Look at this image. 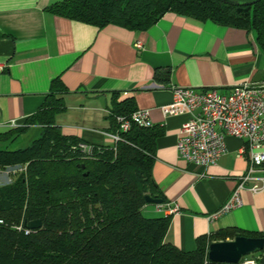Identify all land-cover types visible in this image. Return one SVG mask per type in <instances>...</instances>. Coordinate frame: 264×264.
<instances>
[{
    "label": "crops",
    "instance_id": "1",
    "mask_svg": "<svg viewBox=\"0 0 264 264\" xmlns=\"http://www.w3.org/2000/svg\"><path fill=\"white\" fill-rule=\"evenodd\" d=\"M61 1L0 0V133L13 123L24 126L60 77L70 91L66 110L56 117L62 133L88 145H113L108 116L115 98H134L137 110H148L153 126L165 131L156 142L153 168L165 208H144L171 217L165 242L189 252L199 237L224 229L264 233V191L246 187L241 207L218 214L248 169L244 142L228 137L218 161L197 168L177 150L190 116L162 110L173 101V86L228 93L244 82H264V53L255 33L173 12L145 32L99 28L46 11Z\"/></svg>",
    "mask_w": 264,
    "mask_h": 264
},
{
    "label": "trees",
    "instance_id": "2",
    "mask_svg": "<svg viewBox=\"0 0 264 264\" xmlns=\"http://www.w3.org/2000/svg\"><path fill=\"white\" fill-rule=\"evenodd\" d=\"M247 8L241 13L224 0H64L46 11L134 32L148 31L173 12L254 32L264 53V0ZM69 92L60 77L53 79L42 106L25 125L0 133V171L26 167L11 183L0 185V264H224L209 260L211 243L264 237L228 228L199 237L193 251L167 244L171 217L143 213L150 204L147 196L166 202L153 177L156 142L164 129L133 123L121 131L118 118L131 119L137 108L134 98H115L108 119L110 131L121 140L85 151L81 145L87 143L64 135L56 124ZM31 129L40 136L28 147L9 148ZM34 220L42 222L40 229L26 234L16 228ZM251 257H260L258 264H264V249Z\"/></svg>",
    "mask_w": 264,
    "mask_h": 264
},
{
    "label": "built area",
    "instance_id": "3",
    "mask_svg": "<svg viewBox=\"0 0 264 264\" xmlns=\"http://www.w3.org/2000/svg\"><path fill=\"white\" fill-rule=\"evenodd\" d=\"M137 47H141L137 43ZM4 65L0 64V69ZM173 101L163 107L166 116L189 115V120L183 124L177 143L179 156L187 163L206 169L214 165L226 152V139L235 137L244 142L241 153H249V166L228 201L221 207L218 214L229 212L241 207V193L248 187L252 192L264 191V82H244L235 86L230 92L222 93L216 88L194 89L191 87L173 86ZM120 129L128 131L134 123L140 127H153L148 110H136L131 119L118 118ZM12 129L19 125L13 123ZM114 143L121 140L119 134H112ZM81 148L91 151V145L82 144ZM26 167L15 166L1 171L7 176L22 172ZM11 183L12 180L9 179ZM8 184V183H6ZM3 185V184H2ZM171 213H177L178 207L167 206ZM158 210L165 208L157 205ZM26 234L31 231L25 226ZM257 257H249L241 264H258Z\"/></svg>",
    "mask_w": 264,
    "mask_h": 264
},
{
    "label": "water",
    "instance_id": "4",
    "mask_svg": "<svg viewBox=\"0 0 264 264\" xmlns=\"http://www.w3.org/2000/svg\"><path fill=\"white\" fill-rule=\"evenodd\" d=\"M227 4L238 6L239 12L247 13L248 6L256 4L260 0L249 2H239L233 0H224ZM150 204H162V199H153L146 197ZM42 222L40 220L29 221L25 227L30 230L40 229ZM264 249V237H247L238 236L233 240L216 241L209 245L208 258L213 263L239 264L240 261L247 256L254 255Z\"/></svg>",
    "mask_w": 264,
    "mask_h": 264
},
{
    "label": "rangeland",
    "instance_id": "5",
    "mask_svg": "<svg viewBox=\"0 0 264 264\" xmlns=\"http://www.w3.org/2000/svg\"><path fill=\"white\" fill-rule=\"evenodd\" d=\"M40 136V133L38 130L36 129H32L26 133H24L23 135H21L14 143L10 144L9 148L10 149H19V148H26L28 147L35 139H37ZM14 175L11 174L10 176H7L5 173H2L0 171V185L2 184H6L9 183L10 180H13ZM147 206H149L151 209H153L155 206H157L156 204H148ZM143 213L146 217L149 218H154L155 215H151L147 209H143ZM251 257V255H250ZM255 258V257H254ZM257 259V258H255Z\"/></svg>",
    "mask_w": 264,
    "mask_h": 264
}]
</instances>
